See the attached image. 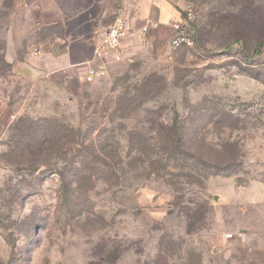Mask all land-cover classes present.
I'll list each match as a JSON object with an SVG mask.
<instances>
[{
  "label": "rangeland",
  "instance_id": "rangeland-1",
  "mask_svg": "<svg viewBox=\"0 0 264 264\" xmlns=\"http://www.w3.org/2000/svg\"><path fill=\"white\" fill-rule=\"evenodd\" d=\"M182 1L195 10L194 49L166 39L64 82L31 73L29 51L7 63L18 6L0 0V264H264V0ZM175 120L234 172L163 160L150 174L160 124ZM75 168L88 177L81 195Z\"/></svg>",
  "mask_w": 264,
  "mask_h": 264
},
{
  "label": "crops",
  "instance_id": "crops-1",
  "mask_svg": "<svg viewBox=\"0 0 264 264\" xmlns=\"http://www.w3.org/2000/svg\"><path fill=\"white\" fill-rule=\"evenodd\" d=\"M18 1L6 23L11 53L7 63H14L19 50L31 51L30 55L38 51L31 57L29 52L23 55L30 61L40 60L31 73L60 77L64 82L82 79L89 69L114 64L163 40L169 39V44L172 26L182 19L186 6L182 0ZM117 17L125 18L133 29L140 30L148 23L151 27L146 34L139 31L135 40L125 41L119 50H103L96 55L101 36Z\"/></svg>",
  "mask_w": 264,
  "mask_h": 264
},
{
  "label": "trees",
  "instance_id": "trees-1",
  "mask_svg": "<svg viewBox=\"0 0 264 264\" xmlns=\"http://www.w3.org/2000/svg\"><path fill=\"white\" fill-rule=\"evenodd\" d=\"M208 14H209L208 19H210V22H212L210 27L211 28L218 27L220 23L218 22L219 20L218 18L220 17L219 10L217 8H213ZM1 64H3L2 61H1ZM214 124L216 127L219 126L220 124L219 120L215 122ZM160 127H161V131L163 132V134L157 133V136L160 139V141L164 143L165 147L161 148L162 151L158 153L160 154L159 158L151 164L149 168L150 174H154L156 172H160V171L162 172L163 170H166L167 167L165 164L162 163L163 160L164 162H167L169 160H174V161H177L178 163H183L186 161H193V162L198 163V165L202 166L203 168L210 169L212 171L222 170V171H229V173L234 172L232 169V165L229 162H225V164L222 167L220 163L217 162V160L204 158L200 155V152H198V150L192 148V145L190 144V141H189L190 136L185 135L183 123L178 125L175 120L171 124H166V125L160 124ZM130 134H131V137H135L134 133H130ZM33 138L35 137H31L27 144L29 147H31L34 144H36V146L41 145L40 141H35V139L33 140ZM138 138H139V143H141L140 147H142V145L145 146V139L143 138V136L142 135L141 137L138 136ZM195 139L198 140L199 138L196 136ZM53 145L54 143L51 141L49 147H52ZM52 149L53 148H48L47 150H52ZM141 149H139V152L140 154L144 155L145 150L144 149L141 150ZM100 152L101 154L103 153L106 156L105 158L110 157L109 156L110 152L109 153L105 151H100ZM95 153L96 152L94 151L93 154ZM118 170L108 165L102 170V173L104 175V178L107 179L106 181L110 183L112 179L114 178L118 179L120 177V173L118 172ZM179 170H184V165L179 166ZM74 172L75 174L73 175V180L71 181L73 184H75V189H73V192L74 190H76L77 195H81L82 193H85L87 191L85 188H83L82 185L84 182H86V180H88V177L85 176V174H83L81 170L78 168H75ZM59 175H61L62 181L66 183V180L63 177V173L60 172ZM172 176L182 177L184 178L185 181L187 180L188 177L190 178L192 177V175L188 173H183L180 175L172 174ZM170 182H171L170 184L172 185H177V183L174 181H170ZM189 183L190 182H185V184H189ZM69 189L70 187L65 188V192H69ZM191 229H192V224H188V231H191ZM7 264H11V262H8Z\"/></svg>",
  "mask_w": 264,
  "mask_h": 264
},
{
  "label": "built area",
  "instance_id": "built-area-1",
  "mask_svg": "<svg viewBox=\"0 0 264 264\" xmlns=\"http://www.w3.org/2000/svg\"><path fill=\"white\" fill-rule=\"evenodd\" d=\"M195 19V11L190 5H186L182 11V19L176 22L173 26V36L171 37L168 46L172 50L179 49H194L196 47V40L191 30V24ZM151 24L144 25L140 30L133 29L129 26L128 22L123 17H117L106 28L104 34L101 36L98 47L95 50V54L99 55L103 50H119L122 44L127 40H135L140 31L142 34H146ZM39 54L38 51H33L32 56ZM96 76L94 69H89L85 78L90 82ZM228 235L227 238H230Z\"/></svg>",
  "mask_w": 264,
  "mask_h": 264
}]
</instances>
